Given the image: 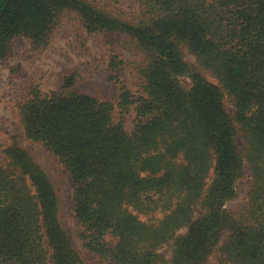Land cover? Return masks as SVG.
<instances>
[{
  "label": "trees",
  "instance_id": "trees-1",
  "mask_svg": "<svg viewBox=\"0 0 264 264\" xmlns=\"http://www.w3.org/2000/svg\"><path fill=\"white\" fill-rule=\"evenodd\" d=\"M135 1L122 16L95 0H0V63L20 36L46 48L65 11L113 49L116 102L72 90L70 73L57 90L29 88L23 133L69 172L76 235L107 263L264 264V0ZM116 45L142 55L140 90L118 73ZM2 150L0 264H83L45 171L16 135Z\"/></svg>",
  "mask_w": 264,
  "mask_h": 264
},
{
  "label": "rangeland",
  "instance_id": "rangeland-1",
  "mask_svg": "<svg viewBox=\"0 0 264 264\" xmlns=\"http://www.w3.org/2000/svg\"><path fill=\"white\" fill-rule=\"evenodd\" d=\"M99 8L116 15L136 11L135 0H95ZM123 16V15H122ZM112 48L102 34L88 33L72 11H65L59 25L54 29L49 45L44 49H33L28 38L20 36L11 42V56L6 64L0 63V162L5 160L3 147L16 135L23 148L29 151L34 160L42 167L52 183L58 198V213L62 227L69 235L72 245L78 252L83 264H109L97 254L86 250L76 235L77 224L71 209L70 176L54 153L39 143L26 138L18 116V104L26 96L29 88L37 85L43 92L60 88L63 77L75 74L71 89L91 94L100 100L116 102L119 84L109 79L108 61ZM122 60L118 73L132 91L141 88L143 80L138 72L142 55L135 50L115 46ZM187 63L194 66L192 55L182 50ZM12 69V70H10ZM182 84L188 88L190 78L181 76ZM229 112L232 105L227 97L224 100ZM117 109L113 114L117 119ZM135 111L131 109L124 119L127 131L133 128ZM237 143L241 135L237 129ZM248 178L236 183V196L225 203L226 209L236 213L242 208L248 185ZM167 244L161 250L170 255Z\"/></svg>",
  "mask_w": 264,
  "mask_h": 264
}]
</instances>
